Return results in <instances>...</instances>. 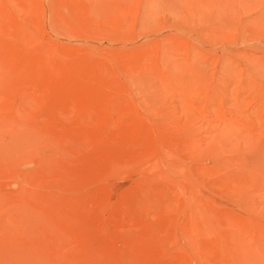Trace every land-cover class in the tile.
I'll return each instance as SVG.
<instances>
[{
    "label": "rangeland",
    "instance_id": "obj_1",
    "mask_svg": "<svg viewBox=\"0 0 264 264\" xmlns=\"http://www.w3.org/2000/svg\"><path fill=\"white\" fill-rule=\"evenodd\" d=\"M0 264H264V0H0Z\"/></svg>",
    "mask_w": 264,
    "mask_h": 264
}]
</instances>
